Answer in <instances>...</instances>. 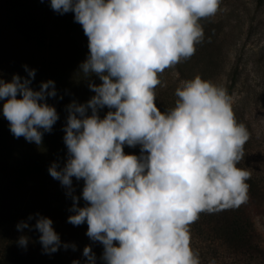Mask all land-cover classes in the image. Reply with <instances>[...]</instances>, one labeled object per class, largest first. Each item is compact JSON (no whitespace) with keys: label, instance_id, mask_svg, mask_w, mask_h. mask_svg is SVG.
I'll use <instances>...</instances> for the list:
<instances>
[{"label":"clouds","instance_id":"clouds-1","mask_svg":"<svg viewBox=\"0 0 264 264\" xmlns=\"http://www.w3.org/2000/svg\"><path fill=\"white\" fill-rule=\"evenodd\" d=\"M221 3L50 0L56 13L72 12L82 26L89 53L79 70L101 83L89 80L95 95L66 106L67 158L48 171L72 197L68 222L87 223L86 235L103 245V264H201L190 225L202 212L239 207L249 199L251 172L237 165L250 133L236 120L227 90L196 76L176 89L175 107L161 112L156 104L158 74L195 54L205 36L200 20L214 16ZM23 67L27 77L0 79L2 113L14 137L39 145L59 119L47 102L57 90L53 80L35 90L36 70ZM125 146H139V155L126 154ZM73 177L84 181L81 196L73 195ZM25 228L40 233L47 253L62 246L48 217L30 215L17 224ZM28 241L21 236L18 243ZM83 256L85 264H96L90 245Z\"/></svg>","mask_w":264,"mask_h":264},{"label":"trees","instance_id":"trees-1","mask_svg":"<svg viewBox=\"0 0 264 264\" xmlns=\"http://www.w3.org/2000/svg\"><path fill=\"white\" fill-rule=\"evenodd\" d=\"M88 53V37L74 21V13H56L50 7V0H0V79L11 81L14 74L27 77L24 65L35 69L31 87L39 90L41 82L53 80L57 96L48 98L47 102L59 114L52 131L45 132L42 143L37 145L23 136H13L9 121L2 113L3 101H0V264H72L73 260L85 264L83 249L89 245L96 255V264H103V245L86 235L87 223L75 226L68 222V217L74 214L70 211L72 197L48 171L53 162L63 166L67 158L63 140L68 115L66 106L73 101L86 103L95 95L88 86L89 80L101 83L95 75L88 78L79 70ZM200 62L190 57L177 63L181 80L196 76L210 80V67L215 61L205 60L204 68L195 73ZM178 99L174 91L156 90V104L161 112L175 107ZM107 111L103 109L101 117ZM235 118L249 131L242 116L236 113ZM248 147L249 140L244 145V155ZM124 151L139 155L140 147L125 146ZM241 161L237 167L246 168ZM246 182L250 185L246 203L202 212L190 225L191 247L198 251L201 264H210L212 259L215 264L261 263L263 249L248 212L250 203L260 197L261 188L251 175ZM83 184L82 179L77 181L73 177V195L81 196ZM85 203L81 197L79 206ZM37 213L50 218L60 236L62 246L54 253L45 252L40 233L35 229H17L19 222ZM29 223L34 224L35 219ZM21 236L29 238L26 246L18 243ZM63 244L69 247L64 248Z\"/></svg>","mask_w":264,"mask_h":264},{"label":"rangeland","instance_id":"rangeland-1","mask_svg":"<svg viewBox=\"0 0 264 264\" xmlns=\"http://www.w3.org/2000/svg\"><path fill=\"white\" fill-rule=\"evenodd\" d=\"M200 23L205 36L191 56L201 60L195 73L204 68L205 60L215 61L211 82L228 94L230 90L234 113L249 126V147L241 162L261 188L248 212L263 249L260 264H264V1L222 0L220 10ZM176 65L158 74L161 85L156 90L171 93L181 86Z\"/></svg>","mask_w":264,"mask_h":264}]
</instances>
